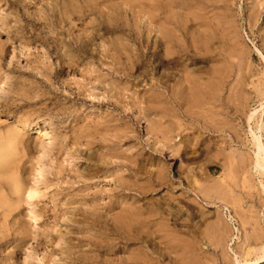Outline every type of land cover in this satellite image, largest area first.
I'll list each match as a JSON object with an SVG mask.
<instances>
[{"label":"rangeland","instance_id":"374dc122","mask_svg":"<svg viewBox=\"0 0 264 264\" xmlns=\"http://www.w3.org/2000/svg\"><path fill=\"white\" fill-rule=\"evenodd\" d=\"M14 131L11 175L46 176L31 202L0 186V264L258 260L264 0H0V147Z\"/></svg>","mask_w":264,"mask_h":264},{"label":"bare ground","instance_id":"6f19581e","mask_svg":"<svg viewBox=\"0 0 264 264\" xmlns=\"http://www.w3.org/2000/svg\"><path fill=\"white\" fill-rule=\"evenodd\" d=\"M168 4V3H167ZM166 4V7L168 6ZM168 8V7H167ZM166 8V9H167ZM166 12V11H165ZM154 13V12H153ZM144 14H145V12H144ZM147 14V13H146ZM166 15H167V13H166ZM168 16V15H167ZM146 17V16H145ZM146 19V18H145ZM147 23H145V24H148L150 27H153L156 31H157V34H160L159 36L158 35H156V37H158L157 39H159V37H160V39H161V41H162V39L163 40H166L167 41V39H168V32L165 30V28L164 27H162V26H160V25H158V23H160V22H158V20H157V16H155V15H153V16H151V15H148V17H147ZM160 20V19H159ZM145 22V21H144ZM148 30H149V28H148ZM153 33V32H152ZM140 35V34H139ZM89 36V35H88ZM178 36V35H177ZM92 35L89 37V38H91L92 39ZM151 37V36H150ZM174 37H176V36H174ZM88 38V39H89ZM91 39H89V40H87V42H89ZM159 39V40H160ZM173 39V38H172ZM178 40V39H177ZM160 41V44H158L157 43V41H156V43L158 44V46L159 45H161L162 46V42ZM165 42V41H164ZM168 42V41H167ZM164 44V43H163ZM172 44V43H171ZM156 45V44H155ZM165 45V47H166V45H168V44H164ZM173 45V44H172ZM193 45V44H192ZM195 46L197 47V45H193L192 46V48L194 47V49H195ZM156 47V46H155ZM160 47V46H159ZM157 48V47H156ZM168 48H170V47H168ZM191 48V49H192ZM198 48L199 47H197V50H198ZM166 49H167V47H166ZM174 49V48H173ZM200 49V48H199ZM164 50H165V48H164ZM168 51H170V50H168ZM198 51H200V50H198ZM171 52H173L172 51V49H171ZM196 53H198V52H196ZM204 53V52H203ZM200 54V53H199ZM165 55V54H164ZM167 55H169V54H167ZM197 55V54H196ZM208 55V54H207ZM166 56V55H165ZM183 56V55H182ZM198 56V55H197ZM146 57V56H145ZM179 59V58H178ZM181 59V58H180ZM179 59V60H180ZM171 63V62H170ZM184 82V81H183ZM187 83V82H186ZM185 85V84H184ZM172 92V91H171ZM170 92V93H171ZM173 93V92H172ZM160 95V94H159ZM185 106V105H184ZM186 116V115H185ZM250 118V117H249ZM193 119V118H192ZM204 122V121H203ZM44 124H45V126L43 127V129L42 130H39V132H38V136H37V138H36V140L37 141H39V140H47V139H49V136L47 135V130L48 129H51V128H54L55 127V124L52 122V121H50V120H46V121H44ZM224 124V123H223ZM260 124V123H259ZM212 125V124H211ZM219 125V124H218ZM221 125V124H220ZM201 126V125H200ZM213 126V125H212ZM213 128V127H212ZM215 128V127H214ZM259 129H262V125L260 126V127H258ZM216 129V128H215ZM252 133H254V144H255V148H256V151H255V158L253 159L254 161H253V163L255 164V168H256V172H259L260 174H262L263 176H264V143H263V141H262V137L261 136H259L257 133H258V131L257 132H252ZM18 134V132H16L15 133V131H14V133L13 132H11V133H9V134H7L5 137H6V142L4 143V145L2 146V147H0V186H2V187H4V188H6V186H9L10 187V194H14V195H16L19 199H21L22 198V196H24V194H27V199H28V201L29 202H31V201H33L34 199H36V198H38L39 197V194H40V185L42 184V180L43 179H45V176H46V170H45V168L42 166L41 167V169H40V177H39V179L37 180V182H36V184L34 185V186H32V187H30L28 190L26 189V191L24 190V187H23V185H22V183L21 182H19L17 179H15L12 175H11V171L10 170H12V168H13V162H12V160H11V151H13V149H14V147H15V145H16V143H17V135ZM176 139V138H175ZM151 144V143H150ZM161 144V143H160ZM46 145L47 144H43V148H42V153H41V156L44 158V159H46V158H48V156H47V152H46ZM157 145H159L158 143H157ZM162 145V144H161ZM160 145V146H161ZM156 146V145H155ZM165 146V145H164ZM163 146V147H164ZM159 147V146H158ZM157 147V148H158ZM167 147V146H166ZM165 147V148H166ZM160 149V148H159ZM164 149V148H163ZM167 149H169V148H167ZM170 149H172V148H170ZM170 149L168 150V152L170 151ZM174 149H175V147L173 148V150L172 151H174ZM155 150V149H154ZM157 150V149H156ZM171 151V152H172ZM172 154V153H171ZM250 160V159H249ZM160 172H162V171H160ZM255 173V172H254ZM161 174V173H160ZM252 174V173H251ZM154 177V176H153ZM204 177V176H203ZM208 177V176H207ZM207 177H206V179H207ZM156 178V177H155ZM150 179V178H149ZM157 179V178H156ZM165 179V178H164ZM204 180V179H203ZM153 181V180H152ZM148 182V181H147ZM157 182V181H156ZM152 183V182H151ZM150 183V184H151ZM155 185V184H154ZM205 185V184H204ZM212 185V184H211ZM195 186V185H194ZM214 186H215V184H214ZM262 186H263V189H264V183H262ZM149 187V186H148ZM204 187V186H203ZM146 188V187H145ZM151 187H149V191L151 190L150 189ZM207 188V187H206ZM152 189H153V187H152ZM204 189V188H203ZM212 189H215V188H213V186H212V188H211V190ZM147 190V189H146ZM200 193H201V191H200ZM15 204H13L12 202H10L9 200H8V196H6V195H2V194H0V210H2V215H4L5 217H7V216H9L10 215V213L12 212V210H14L15 209ZM96 211V210H95ZM154 211V210H153ZM93 213V212H92ZM99 213V212H98ZM150 213V212H149ZM155 213V212H154ZM132 214V213H131ZM130 214V215H131ZM122 219V218H121ZM229 219H231L232 220V216L230 215L229 216ZM123 221V220H122ZM129 221V220H128ZM127 222V221H126ZM27 225L29 226V227H37L38 226V224H39V218H38V216L36 215V214H32L31 216H28L27 217ZM135 223V222H134ZM31 224H34V226H31ZM140 227V226H139ZM115 229V228H114ZM121 230V229H120ZM123 230V229H122ZM151 230V229H150ZM140 231V230H139ZM145 232V231H144ZM137 233H138V231H137ZM132 234V233H131ZM136 234V233H135ZM145 234H148V232L146 233L145 232ZM150 235L152 234V233H149ZM125 235V234H124ZM138 235V234H137ZM137 237V236H136ZM135 237V238H136ZM122 239V238H121ZM128 239V238H127ZM152 239H153V235H152ZM103 240V239H102ZM110 241V240H109ZM148 242V241H147ZM144 256V255H143ZM143 256L142 257H139L140 258V260H142V258H143ZM149 259V258H148ZM264 259V256L263 257H261V258H259L258 260H256V261H254V262H249V263H247V264H258L259 263V261H261V260H263ZM138 260V259H137ZM144 262V261H143ZM136 264V263H135ZM148 264V263H147Z\"/></svg>","mask_w":264,"mask_h":264}]
</instances>
